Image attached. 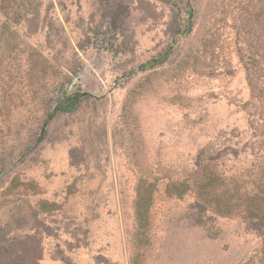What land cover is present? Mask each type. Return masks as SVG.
I'll use <instances>...</instances> for the list:
<instances>
[{
	"label": "rangeland",
	"instance_id": "1",
	"mask_svg": "<svg viewBox=\"0 0 264 264\" xmlns=\"http://www.w3.org/2000/svg\"><path fill=\"white\" fill-rule=\"evenodd\" d=\"M13 17L0 11L1 257L264 264V199L236 207L264 197V115L244 74L264 57V0H33ZM63 91L83 101L43 132ZM176 183L186 193L168 195Z\"/></svg>",
	"mask_w": 264,
	"mask_h": 264
},
{
	"label": "trees",
	"instance_id": "2",
	"mask_svg": "<svg viewBox=\"0 0 264 264\" xmlns=\"http://www.w3.org/2000/svg\"><path fill=\"white\" fill-rule=\"evenodd\" d=\"M32 2L33 0H0V11L8 12L11 15H15L13 18H6V21L9 23H18L22 19H24L27 15H29L32 11ZM192 8L189 7L188 10V18L186 23L183 25L182 34H189L192 29ZM7 17V16H6ZM111 23L114 26H117L121 24L122 18L116 17L109 18ZM264 31V24L260 21H257ZM264 46V45H263ZM259 47V44L256 46ZM261 47V46H260ZM169 55V51L165 52L163 55L159 56L158 58H154L152 60H149L145 62L144 64L140 65L139 69L141 71L153 68L154 66L164 62ZM257 59L250 60V62L244 61V74H245V80L247 87L249 89L250 99L252 101H255L258 104V107L261 109L260 113L264 115V57H258ZM84 94L82 93H74V92H67L63 91L60 93L59 96H57L54 99L52 109L48 113L46 119L44 120L41 130L45 132V127L49 123V120H51L53 117H55L58 114H68L72 113L75 110H77L79 104L83 101ZM263 123V122H262ZM264 126V125H263ZM178 186L182 187V183H176L172 184V186H169L166 189V193L168 195H176L180 196L186 193L187 189H181V190H172L173 188L178 189ZM142 195L140 193V190H136V197L134 202V216H135V223L137 230L142 229L143 226H145L146 218H147V208L146 206L142 205ZM264 197L258 194H253L251 196L247 195L245 198H243V201H240L237 203L236 207H241L244 209V211H252L251 206L255 204V202H261ZM235 206V204H234ZM145 208V209H144ZM233 208V207H232ZM227 207V212L230 213L231 209ZM264 219V214L261 217ZM144 228V227H143ZM3 249V248H2ZM11 256L7 257H1L0 256V264H7L9 261H11ZM14 258H20V256L15 255ZM8 264H13L8 263Z\"/></svg>",
	"mask_w": 264,
	"mask_h": 264
}]
</instances>
